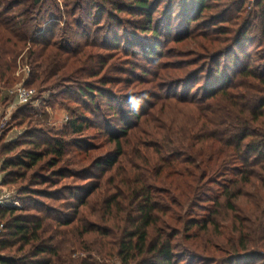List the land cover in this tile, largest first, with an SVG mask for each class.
Listing matches in <instances>:
<instances>
[{"label": "rangeland", "instance_id": "obj_1", "mask_svg": "<svg viewBox=\"0 0 264 264\" xmlns=\"http://www.w3.org/2000/svg\"><path fill=\"white\" fill-rule=\"evenodd\" d=\"M255 2L205 0L207 8L200 13L195 0H149L151 31L144 32L146 17L133 8L132 0H42L34 15L41 45L50 46L41 59L36 58L44 48H32L37 54L32 65L29 47L18 51L11 84L3 89L0 83V147L16 145L7 154L0 152V196L5 198L1 207L20 210L15 215L107 219V202L116 199L125 217L134 212L133 191L143 187L160 207L153 214L160 219L157 227L161 229L163 221L165 231L176 236L173 246L179 264H224L238 248L239 238L249 254L257 253L241 264L264 263L259 260L264 257V191L253 178L243 184L237 177L229 184L234 160L223 167L222 161L231 156V148L226 141H217L224 126L202 128L193 116L198 108L183 104V98L197 104L208 92L227 88L235 74L234 58L215 62L214 55H247L240 68L264 55V22ZM244 26L248 39L235 49L236 32ZM66 45L71 55H77L72 66L67 55L56 62L49 56L51 49L61 51ZM42 59H47L44 66ZM215 69H225L227 80L225 74L215 75ZM43 70L51 75L42 84H27L32 73L42 75ZM19 87L33 95L26 104L15 106L13 93ZM85 89L90 93H78ZM228 91L234 97L241 92ZM75 119L83 126L80 133L71 128ZM58 141L64 144V155L56 166H48L53 160L49 154L28 171L18 167L2 171L6 161L16 163L32 144L44 152L47 143ZM114 156V166L105 167ZM10 172L26 175L4 184ZM83 173L93 177L86 181L71 177ZM255 173L264 179L260 171ZM84 185L96 187L82 196V203L70 199L73 188ZM201 186L203 193L196 194ZM225 186L242 195L232 201V210L221 194ZM7 238L0 224V243ZM17 247L0 255L9 257Z\"/></svg>", "mask_w": 264, "mask_h": 264}, {"label": "trees", "instance_id": "obj_2", "mask_svg": "<svg viewBox=\"0 0 264 264\" xmlns=\"http://www.w3.org/2000/svg\"><path fill=\"white\" fill-rule=\"evenodd\" d=\"M255 1V7L259 10V16L264 22V0ZM41 2L42 0H0V6L5 4V7L0 9V83L3 85V89L11 84V76L15 68L14 56L18 51L29 47V59L32 65L35 64L33 59L37 55L32 48L36 46L44 48L42 51L40 49L42 54L36 58L41 59L43 52L50 46L49 44L41 45L38 31L39 23L34 15L42 4ZM195 3L197 7L199 6L200 13L207 8L205 0H195ZM131 4L134 9L139 11V15L146 17L144 32L151 31L150 22H148L152 10L149 6V0H132ZM18 6H22V9L13 11V8ZM186 20L190 21L188 17ZM247 29V26H244L236 32L235 49L239 48L242 40L248 39L245 32ZM33 52L35 54L32 55ZM50 55L55 62L60 55H67L69 56L68 62L72 61L71 66L77 63L74 57L77 55H71L67 45L61 51L51 49ZM226 57L234 58L235 67V74L228 81L227 88L208 92L202 99L197 100L200 101L197 103L198 106L194 104L195 99L193 98L190 102L187 101V98H183V104L198 108L193 116L198 117V122H202V128L208 124H215L217 127L224 126L217 141H226L225 145L231 148V156H225L222 161L223 167L226 161L234 160L233 164L235 165L232 168L234 178L229 184L233 185L237 177H239L237 183L243 184L250 183L251 178H253L259 182L264 191V179L255 173L257 170L264 175V55L256 61L250 59L242 68H240V64L247 55H214L212 59L216 62ZM42 60L43 66L47 64V59ZM35 66L38 65L33 66L37 68ZM214 72L215 75L223 76L225 74L223 79L224 81L227 80L225 69L220 71L215 69ZM49 75L51 73L46 70H43L42 75L32 73L27 84L34 82L42 84ZM235 88L241 91L238 97H234L228 91ZM85 92L90 93L86 89L78 93L86 94ZM221 110L222 113H218ZM205 114L215 115V119L206 118ZM82 127L77 119L71 121L73 132L80 133ZM121 133L125 134L124 132ZM214 137L216 135H209V138ZM116 145L119 144L116 143ZM15 147L16 145L4 144L1 145L0 152L7 154ZM32 147L30 150L22 151L16 163L6 161L2 171L4 172L6 167H18L28 171L36 166L45 155L49 154L53 156V160L48 163V166L52 168L56 166L57 162H60L64 155V144L60 141L52 146L47 143L44 152L39 151V145L32 144ZM201 156L203 155H199V157ZM204 157H207L208 160L212 158L211 156ZM115 158V156L108 158L105 161V167L114 166ZM200 164L202 161L198 163V165ZM25 175L18 177L16 173L10 172L6 175L4 184L13 183L17 179L22 180ZM71 177L86 181L93 176L89 173H83L79 177L75 175H71ZM9 178H11L10 181H8ZM61 178L63 177L61 176ZM197 184L199 185L200 182L198 181ZM84 186L74 187L70 192V199L82 203V196L87 197L96 187L94 185L95 187L92 186L93 188L90 190L87 185ZM202 188L203 186L197 187L195 193L202 194ZM133 193L136 197L133 214H126L124 217L116 199H111L106 205L109 216L107 219L106 217H53L50 214L37 217L15 215L20 210L0 207V224L8 237L1 241L0 251L18 246L9 257L0 255V264H107L112 260H116L120 264H179L173 246V240L176 236L165 231L163 221H161L163 227L158 228L157 224L160 223V219L153 217L154 212L159 211L160 207L152 202L151 191L142 187ZM221 194L225 199L227 208L231 210L234 208L232 201L242 196L240 191H231L229 186L223 187ZM3 222L4 224H2ZM108 222L111 223L107 227H99L100 224ZM93 234H96L97 237L88 239L89 237L92 238ZM247 248L246 243L239 238L238 248L232 249L224 264H241L244 259H255L254 256L257 253L249 254ZM76 254L77 257H75ZM259 258L260 261H264V257Z\"/></svg>", "mask_w": 264, "mask_h": 264}, {"label": "built area", "instance_id": "obj_3", "mask_svg": "<svg viewBox=\"0 0 264 264\" xmlns=\"http://www.w3.org/2000/svg\"><path fill=\"white\" fill-rule=\"evenodd\" d=\"M15 96V106H21L26 104L33 95V91L24 87H19L13 93ZM5 198L0 196V207L5 205Z\"/></svg>", "mask_w": 264, "mask_h": 264}]
</instances>
